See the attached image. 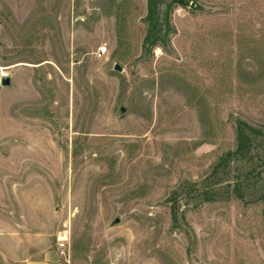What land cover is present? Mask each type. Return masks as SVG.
Returning a JSON list of instances; mask_svg holds the SVG:
<instances>
[{"label": "rangeland", "instance_id": "374dc122", "mask_svg": "<svg viewBox=\"0 0 264 264\" xmlns=\"http://www.w3.org/2000/svg\"><path fill=\"white\" fill-rule=\"evenodd\" d=\"M184 1L0 0V264H264V0Z\"/></svg>", "mask_w": 264, "mask_h": 264}, {"label": "trees", "instance_id": "16d2710c", "mask_svg": "<svg viewBox=\"0 0 264 264\" xmlns=\"http://www.w3.org/2000/svg\"><path fill=\"white\" fill-rule=\"evenodd\" d=\"M166 0H147V14L145 18L146 32L142 42V48L145 52H149L151 48L156 46H163L167 43L168 34L170 31L168 14L172 8L171 3L184 5V0H172L166 3ZM165 5L164 12L160 14L159 8ZM245 125L237 124L235 128L236 134V148L233 153H229L221 160L224 164L231 159L237 157H245L250 150V135L252 131L245 130ZM244 177H248L246 174ZM237 183V182H236ZM235 194H239V190L235 189Z\"/></svg>", "mask_w": 264, "mask_h": 264}, {"label": "built area", "instance_id": "2783aa9c", "mask_svg": "<svg viewBox=\"0 0 264 264\" xmlns=\"http://www.w3.org/2000/svg\"><path fill=\"white\" fill-rule=\"evenodd\" d=\"M105 53H106V50H105L104 47H102V48H99V49L97 50L95 56H96L97 59H100V58H102V57L105 55ZM1 77H2V78H6V75H4V76L2 75ZM65 242H66L65 237H63V238H59V239H58L59 247H60V248H64V246H65V245H64Z\"/></svg>", "mask_w": 264, "mask_h": 264}, {"label": "water", "instance_id": "95a60500", "mask_svg": "<svg viewBox=\"0 0 264 264\" xmlns=\"http://www.w3.org/2000/svg\"><path fill=\"white\" fill-rule=\"evenodd\" d=\"M114 70H115L116 72H120V71H121V69H120L119 66H115V67H114ZM0 84H1V86L7 87V86H9V80H8L7 78H1V80H0ZM116 222H117V221H116Z\"/></svg>", "mask_w": 264, "mask_h": 264}]
</instances>
